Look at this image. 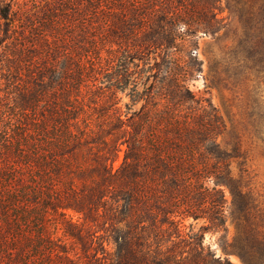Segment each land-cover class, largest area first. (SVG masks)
Listing matches in <instances>:
<instances>
[{
	"label": "trees",
	"instance_id": "16d2710c",
	"mask_svg": "<svg viewBox=\"0 0 264 264\" xmlns=\"http://www.w3.org/2000/svg\"><path fill=\"white\" fill-rule=\"evenodd\" d=\"M221 1L0 0V264H233L207 233L264 264L248 156L218 143L225 125L191 89ZM227 10L240 32L207 80L245 84L264 150V0Z\"/></svg>",
	"mask_w": 264,
	"mask_h": 264
},
{
	"label": "rangeland",
	"instance_id": "374dc122",
	"mask_svg": "<svg viewBox=\"0 0 264 264\" xmlns=\"http://www.w3.org/2000/svg\"><path fill=\"white\" fill-rule=\"evenodd\" d=\"M31 1L40 0H17V3L23 6ZM228 1L229 0L221 1L222 13L220 16L226 19L227 26L225 29L219 32L214 38L202 37L199 40L197 53L199 60L203 62V73L200 75L199 79L191 84V89L197 97L208 98L217 109L225 125V132L218 138V143L224 147L231 148L236 141H241L242 152L246 153V156H248L247 168L250 172L251 187L264 206V150L256 144H253L251 140L248 119V110L250 107L248 108L245 84H241L237 89H231V87L223 85L213 87L207 80L210 72V64L214 59H221L227 55L229 50L235 46L236 36L240 32L238 19L229 17L227 10ZM261 90L264 101V85L261 87ZM124 102H128V99L124 98ZM262 109L264 110V106H262ZM124 151L125 147H122L118 159L113 164L114 170H118L122 165ZM234 170H236L235 163ZM225 195L228 202L226 220L227 241L232 242L236 234L235 224L231 215L232 196L229 190L225 191ZM202 225L203 222H200L198 228ZM218 238L219 236L207 233L205 235V244L211 246L212 249L216 251L217 256L227 257L233 264H244L238 255L232 253L225 254L222 249L218 247ZM108 248H112V245L109 244Z\"/></svg>",
	"mask_w": 264,
	"mask_h": 264
}]
</instances>
